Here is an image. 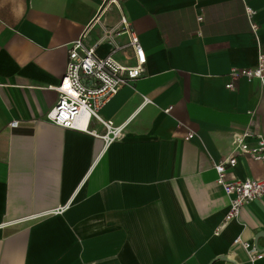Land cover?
<instances>
[{
  "label": "crops",
  "instance_id": "1",
  "mask_svg": "<svg viewBox=\"0 0 264 264\" xmlns=\"http://www.w3.org/2000/svg\"><path fill=\"white\" fill-rule=\"evenodd\" d=\"M104 2L0 0V264H246L232 242L264 253V196L224 223L229 200L213 165L230 156L233 133L264 138L259 83L225 89L231 68H253L264 54V0ZM120 11L146 63L102 108L124 126L104 146L45 115L71 44L94 46L119 27ZM231 171L264 179L245 157Z\"/></svg>",
  "mask_w": 264,
  "mask_h": 264
},
{
  "label": "built area",
  "instance_id": "2",
  "mask_svg": "<svg viewBox=\"0 0 264 264\" xmlns=\"http://www.w3.org/2000/svg\"><path fill=\"white\" fill-rule=\"evenodd\" d=\"M121 1L123 0H105L102 10L110 5L119 6ZM245 11L248 18L255 14L248 7ZM201 20V17L197 18L198 22ZM251 28L257 32L255 25ZM119 36L125 37L124 44L115 41ZM102 45H107L108 51L104 56H99L96 50ZM145 63L146 57L139 38L123 11H120L119 27L112 31L104 30L94 46H84L82 38L71 44L67 51L65 72L59 84L49 88L57 93L58 99L55 106L46 113L45 121L65 130L98 138L104 146L121 141L124 126H116L112 121L104 120L100 112L121 89L131 86L142 76ZM227 77L225 89L228 91L235 90V81L245 80L247 83L257 81L264 94V54L258 55L253 68H231ZM170 110L168 108L165 113ZM93 123L100 127L101 132L92 127ZM18 125V121H11L8 127L12 129ZM193 138L194 134L188 132L184 141ZM249 139L254 140L253 145L249 144ZM231 148L230 156L213 165L215 183L229 200L224 223L236 219L244 206L264 196V179L240 180L231 173L240 157L251 159L264 167V138L252 136L248 132L233 133ZM217 233L218 230L215 235ZM232 246L244 251L246 264L264 260V253L240 238L233 240Z\"/></svg>",
  "mask_w": 264,
  "mask_h": 264
},
{
  "label": "water",
  "instance_id": "3",
  "mask_svg": "<svg viewBox=\"0 0 264 264\" xmlns=\"http://www.w3.org/2000/svg\"><path fill=\"white\" fill-rule=\"evenodd\" d=\"M255 121H256V120L254 119V120L252 121L251 125H253V124L255 123ZM222 259H223V258H222ZM224 259H225V258H224Z\"/></svg>",
  "mask_w": 264,
  "mask_h": 264
}]
</instances>
